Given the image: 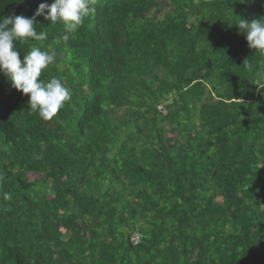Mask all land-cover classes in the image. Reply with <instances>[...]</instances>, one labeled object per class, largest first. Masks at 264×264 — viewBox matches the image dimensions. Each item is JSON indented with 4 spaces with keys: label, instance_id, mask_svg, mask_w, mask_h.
<instances>
[{
    "label": "trees",
    "instance_id": "1",
    "mask_svg": "<svg viewBox=\"0 0 264 264\" xmlns=\"http://www.w3.org/2000/svg\"><path fill=\"white\" fill-rule=\"evenodd\" d=\"M164 1L17 44L55 50L40 79L72 97L44 120L0 73V264H264V52L230 24L264 0Z\"/></svg>",
    "mask_w": 264,
    "mask_h": 264
},
{
    "label": "clouds",
    "instance_id": "2",
    "mask_svg": "<svg viewBox=\"0 0 264 264\" xmlns=\"http://www.w3.org/2000/svg\"><path fill=\"white\" fill-rule=\"evenodd\" d=\"M245 3V0H239ZM96 0H52L40 3L31 17L23 15L0 16V73L11 82V86L28 96V105L44 120H50L71 100V90L58 78L45 82L40 79L42 72L55 62V50L43 51L32 46L21 59L17 44L30 40L45 41L47 33L37 31V16H43L49 23H62L65 29L63 39L74 33L86 17L95 14ZM237 16V15H236ZM235 24L238 31L245 35L250 48L264 52V16L247 20L237 16ZM251 67L249 63L247 65ZM5 200L11 199L4 193Z\"/></svg>",
    "mask_w": 264,
    "mask_h": 264
},
{
    "label": "built area",
    "instance_id": "3",
    "mask_svg": "<svg viewBox=\"0 0 264 264\" xmlns=\"http://www.w3.org/2000/svg\"><path fill=\"white\" fill-rule=\"evenodd\" d=\"M158 109L162 110L161 106H159ZM140 239H141V236H140V234H137V233H133L131 238H130L133 245L138 244L140 242Z\"/></svg>",
    "mask_w": 264,
    "mask_h": 264
},
{
    "label": "rangeland",
    "instance_id": "4",
    "mask_svg": "<svg viewBox=\"0 0 264 264\" xmlns=\"http://www.w3.org/2000/svg\"><path fill=\"white\" fill-rule=\"evenodd\" d=\"M157 1H159L161 4L165 5L163 10L158 12V14H157L158 16H160L162 13L168 11L170 7H168V5L166 4V2L164 0H157Z\"/></svg>",
    "mask_w": 264,
    "mask_h": 264
}]
</instances>
